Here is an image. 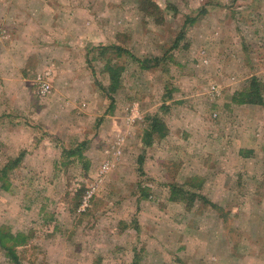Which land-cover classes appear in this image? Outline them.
I'll use <instances>...</instances> for the list:
<instances>
[{"label":"rangeland","instance_id":"374dc122","mask_svg":"<svg viewBox=\"0 0 264 264\" xmlns=\"http://www.w3.org/2000/svg\"><path fill=\"white\" fill-rule=\"evenodd\" d=\"M152 1L148 15L139 0H0L2 53L42 51L32 104L4 111L20 132L0 137V171L23 154L0 180V227L29 236L22 264H114L122 247L136 264L161 249V264H264V107L234 100L252 77L264 98V0ZM154 115L167 135L144 147ZM170 185L206 203L171 202Z\"/></svg>","mask_w":264,"mask_h":264},{"label":"trees","instance_id":"16d2710c","mask_svg":"<svg viewBox=\"0 0 264 264\" xmlns=\"http://www.w3.org/2000/svg\"><path fill=\"white\" fill-rule=\"evenodd\" d=\"M141 6V9L146 12L148 15L153 14L154 12H157L159 10L158 6L155 2L152 0H139ZM192 22H195V18L192 19ZM181 38L176 39L174 42L173 48H176L178 45V40ZM114 50L118 53V55L127 54L128 57H130L133 61L136 59L134 56L129 53L127 50L122 49L120 47H116L115 45H111L109 47H104L103 50H101L104 54L106 50ZM148 60H145L141 63V67L143 69L149 68ZM110 77V85L105 89L108 94L114 93L118 88V80H119V72L112 67L107 66L106 67ZM263 85H261V82L257 78H250L247 81L246 86L238 93L236 94L234 100L235 103L238 105H258L261 107H264V98L262 96L263 92ZM111 104H113V97H109ZM167 135V126L166 124L158 118V116L154 115L152 117H148L146 119V127L143 130L142 133V144L144 147H149L152 145L153 141L155 140H161L164 139ZM64 153L67 156H77L79 158H83L82 151L78 147L77 149L71 150V151H64ZM23 157V154H20L19 157L13 161V163L5 166L0 171V180L7 175V172L12 168V164L17 165L21 158ZM199 200L203 203H206V199L203 198L201 195L193 193L189 191V189H185L183 185L176 186V185H170V195L169 200L174 203H182L185 205V207L190 210L192 208V205L195 200ZM80 202V196L78 197V200L75 202V210L76 207L79 205ZM212 207H216L215 205H211ZM29 236L24 235V233H12L11 231L7 230L5 227H0V251L3 252V255L8 260L10 264H22V255L20 256V252L22 254L24 253L23 250L26 249L28 242H29ZM20 251V252H19Z\"/></svg>","mask_w":264,"mask_h":264},{"label":"crops","instance_id":"0c3cea01","mask_svg":"<svg viewBox=\"0 0 264 264\" xmlns=\"http://www.w3.org/2000/svg\"><path fill=\"white\" fill-rule=\"evenodd\" d=\"M5 3L6 4H4V6H7V9H18V7H16V4H12L10 2ZM11 20L13 21V19H10V21ZM19 21L20 19H16V23ZM7 44L4 45L5 47H2L3 49L6 48L4 49V54L2 53V49H0V137L4 140L6 138V143L10 141V138H17L18 132H20V128L17 125L18 120H14L12 123L8 122V126H6L7 120H11V118L5 116L4 111L11 107L20 108L21 106L19 105V103H23L24 105H29V103H31L32 95L30 91L33 90L32 75L39 66H37L36 68L34 67V71H32L33 67L30 66H34L32 62L37 63L36 61H40L42 59V51L36 48L35 43H33V45H31L30 43L22 46L21 43L17 40L10 39ZM29 61L31 63H29ZM2 122L3 125L1 124ZM2 126L5 127L1 128ZM29 136L31 135L29 134ZM28 140L29 139H26L24 143L21 142L19 146L23 147V149L28 147ZM131 247L133 248V246ZM121 249H116V262H114V264H136L134 262V258L133 260L129 259L125 262H123V260L121 261L120 259L122 258V256L121 253L119 254V251H121ZM161 254H163L162 249L161 253L158 254L159 261L155 264L162 263ZM99 260L101 261L102 259L100 258ZM141 264L154 263L152 261L151 263L142 262Z\"/></svg>","mask_w":264,"mask_h":264},{"label":"built area","instance_id":"2783aa9c","mask_svg":"<svg viewBox=\"0 0 264 264\" xmlns=\"http://www.w3.org/2000/svg\"><path fill=\"white\" fill-rule=\"evenodd\" d=\"M46 75L39 76L37 78V91L41 96H44L50 92V85L46 78ZM214 89V88H212Z\"/></svg>","mask_w":264,"mask_h":264}]
</instances>
